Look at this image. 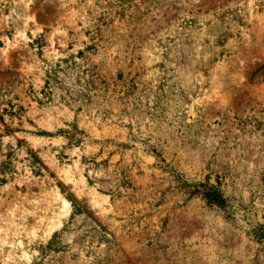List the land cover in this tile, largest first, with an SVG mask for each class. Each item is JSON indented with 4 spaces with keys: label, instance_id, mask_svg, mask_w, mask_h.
<instances>
[{
    "label": "rangeland",
    "instance_id": "374dc122",
    "mask_svg": "<svg viewBox=\"0 0 264 264\" xmlns=\"http://www.w3.org/2000/svg\"><path fill=\"white\" fill-rule=\"evenodd\" d=\"M7 156L0 264H264V0H0Z\"/></svg>",
    "mask_w": 264,
    "mask_h": 264
},
{
    "label": "trees",
    "instance_id": "16d2710c",
    "mask_svg": "<svg viewBox=\"0 0 264 264\" xmlns=\"http://www.w3.org/2000/svg\"><path fill=\"white\" fill-rule=\"evenodd\" d=\"M232 13H234L235 11H231ZM225 14H230L229 12H224ZM228 28L224 29L227 30ZM189 51V50H188ZM81 53H79L80 55ZM67 133V132H65ZM20 146V143H18ZM29 156V160H30V167L33 171L34 174L39 175L41 173V170L44 169L41 162L39 161V159L37 158V156L35 154H33L32 152H28L27 153ZM11 166L10 163V159L7 156L6 160L3 161L0 165V174H4L6 171L9 170ZM0 183L3 184L4 180H0ZM203 198L205 199V201L207 202L208 205L211 206H218V207H223L225 206V199L223 198L222 194L219 193L216 190H209L207 191L205 194H203Z\"/></svg>",
    "mask_w": 264,
    "mask_h": 264
}]
</instances>
